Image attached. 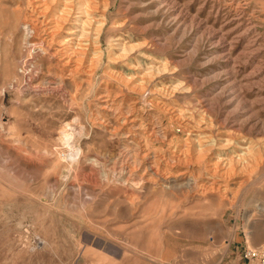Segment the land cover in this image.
Masks as SVG:
<instances>
[{
  "label": "rangeland",
  "instance_id": "1",
  "mask_svg": "<svg viewBox=\"0 0 264 264\" xmlns=\"http://www.w3.org/2000/svg\"><path fill=\"white\" fill-rule=\"evenodd\" d=\"M34 2L0 0V264H242L264 246V0L72 1L92 21L77 71L32 45L64 1Z\"/></svg>",
  "mask_w": 264,
  "mask_h": 264
},
{
  "label": "bare ground",
  "instance_id": "2",
  "mask_svg": "<svg viewBox=\"0 0 264 264\" xmlns=\"http://www.w3.org/2000/svg\"><path fill=\"white\" fill-rule=\"evenodd\" d=\"M34 6L39 5V12L42 13L43 15L45 14L47 9H51L52 7L54 8V4H56V0H50L49 3H47V1L49 0H34ZM64 1V8L61 9V11H59V13L52 15V17H50L46 22L45 25L43 26V33L41 35L40 41L38 42H33L32 45H40L42 47H44L46 44L48 46L49 49H51V45H57L55 47V49L53 51H55L54 53H61V55L63 56V65L66 66L67 68H70V70L72 71H77L78 69H80L81 67H83L82 69H87V67H90L88 65L85 66V62L88 59V56L91 52V42L89 39V34L91 32V30L89 31L88 29H92V21L90 20V16L87 15L86 11L83 10L81 4H77L76 2L78 0H76L75 2V6L73 8L71 3L72 1L75 0H63ZM39 3V4H38ZM59 3V2H58ZM80 3V1H79ZM87 4V3H86ZM85 7V6H84ZM236 7V6H235ZM36 8V7H35ZM57 9V8H56ZM73 9V10H72ZM58 10V9H57ZM75 11H78L79 13H75ZM82 13L86 14V19L82 20ZM41 14V15H42ZM44 21V20H42ZM73 21V22H71ZM247 22V21H246ZM69 23H72V27L69 28L67 30V36L58 39V37H56V34L58 33V31H60L61 29L65 28V26ZM83 24L82 29L78 28L77 24ZM36 24L38 23H34L32 20H27L25 21V37L27 42L31 41V38L34 37V34L37 32V27ZM90 24V25H89ZM246 25V24H245ZM253 25V24H252ZM90 26V27H88ZM96 29V28H95ZM95 29L93 31H95ZM98 30H101L100 28H97ZM80 31V32H78ZM257 32V31H256ZM254 47V46H253ZM222 52V51H221ZM145 53V52H144ZM59 56V55H58ZM57 57V56H56ZM61 57V56H60ZM91 59V58H90ZM225 59V58H224ZM24 60V59H23ZM90 61V60H89ZM155 69V66H154ZM161 69V68H160ZM36 70V69H35ZM164 70V69H163ZM157 71V70H156ZM161 71V70H160ZM172 71V70H171ZM88 72V70H87ZM158 74V71L156 72ZM28 82V81H27ZM31 83V82H30ZM185 83V82H184ZM228 83V82H227ZM29 84V83H28ZM141 84V83H140ZM136 85V84H134ZM132 85V86H134ZM34 86V85H33ZM60 86V85H59ZM140 87H142L141 85H139ZM39 87V86H38ZM135 87V86H134ZM31 88V87H30ZM34 88H36L34 86ZM43 88V86H42ZM139 88V87H138ZM146 88V87H145ZM157 88V87H156ZM166 88V87H165ZM171 88V87H170ZM65 89V88H64ZM140 89V88H139ZM44 90V89H43ZM138 90V89H137ZM136 90V92H137ZM141 90V89H140ZM146 90V89H145ZM159 90V89H158ZM162 90V89H161ZM166 90V89H165ZM171 90V89H170ZM168 91V90H167ZM140 92V91H139ZM162 92V91H161ZM169 93V92H168ZM174 93V90H173ZM147 94V93H146ZM145 93L143 95H146ZM172 95V93H171ZM145 98V97H144ZM146 100V99H145ZM157 102V101H156ZM146 104V103H145ZM151 104V103H150ZM153 104V103H152ZM164 104V103H163ZM165 105V104H164ZM151 106V105H150ZM167 106V105H166ZM165 107V106H164ZM171 107V106H170ZM175 109V108H174ZM204 115V113H203ZM176 117V116H175ZM75 121V120H74ZM170 121V120H169ZM186 121V120H185ZM172 123V121H171ZM186 123V122H185ZM211 126V125H210ZM80 127V125H79ZM73 129L75 128L74 126H71V123L67 122L65 123V128L63 130H61V134H60V139L63 141V143H67V145L71 146L70 150L68 152H65L63 155L69 160V164L73 165V164H79L80 163V159H81V150L79 148H74L77 144V142H75V138H74V132L76 131H72L69 129ZM78 128V127H77ZM81 128V127H80ZM83 128V127H82ZM78 130V129H77ZM183 130V128H182ZM79 132V131H78ZM77 132V133H78ZM151 133V132H150ZM187 137V136H186ZM189 138V137H188ZM260 138V137H259ZM264 139V137H262V140ZM79 144V143H78ZM64 145V144H63ZM176 145V144H175ZM80 147V145H78ZM213 146V145H211ZM211 146H207L206 148H200L198 151H200L199 154V158H205L207 155H209L207 152L210 150ZM74 148V149H73ZM81 148V147H80ZM188 152L190 150H192L190 147H187ZM185 149V148H184ZM244 149V148H243ZM179 150V149H178ZM194 150V149H193ZM197 150V148H196ZM194 150V151H196ZM182 152V151H181ZM180 152V153H181ZM184 152L187 153V151L184 150ZM193 152V151H192ZM191 152V153H192ZM197 153V152H196ZM174 154V153H173ZM195 154V153H194ZM243 154V153H242ZM242 154H240L238 157H232L230 160H226V164L224 165L223 163V170L224 174H234L235 172H240L241 170L244 169V167L247 166V164L249 163V159L243 161L242 159ZM177 155V154H176ZM178 157V156H177ZM194 157V156H193ZM195 157H197L195 155ZM194 157V159H195ZM64 158V157H63ZM65 158V159H66ZM149 158V157H148ZM167 159V158H166ZM193 159V160H194ZM211 159V157H210ZM185 160V159H184ZM209 160V159H208ZM220 160V159H219ZM261 161V160H260ZM262 162V161H261ZM167 164V163H166ZM209 169L213 172V175L216 174L218 172V170L220 169L219 166V161L217 160L216 162L214 161L213 164L211 165V163L209 164ZM93 166V165H92ZM92 168V167H91ZM191 169V168H190ZM194 170V169H193ZM160 171V170H159ZM192 172V171H191ZM166 173V172H165ZM244 173V172H243ZM89 174V173H88ZM164 176V175H162ZM167 176V175H166ZM225 176V175H224ZM229 179V177H228ZM238 180V179H237ZM200 182V181H199ZM196 184V183H195ZM240 184V183H239ZM197 185V184H196ZM195 185V186H196ZM216 186V185H215ZM235 186V185H234ZM212 187V186H211ZM210 187V189H211ZM197 189V188H196ZM222 189V188H221ZM229 197V196H228Z\"/></svg>",
  "mask_w": 264,
  "mask_h": 264
},
{
  "label": "built area",
  "instance_id": "3",
  "mask_svg": "<svg viewBox=\"0 0 264 264\" xmlns=\"http://www.w3.org/2000/svg\"><path fill=\"white\" fill-rule=\"evenodd\" d=\"M246 264H264V246L248 247L243 251Z\"/></svg>",
  "mask_w": 264,
  "mask_h": 264
},
{
  "label": "crops",
  "instance_id": "4",
  "mask_svg": "<svg viewBox=\"0 0 264 264\" xmlns=\"http://www.w3.org/2000/svg\"><path fill=\"white\" fill-rule=\"evenodd\" d=\"M243 254V253H242ZM237 258L240 260L239 262H243L242 264H246V260L243 258V256L241 255V252L239 254H237Z\"/></svg>",
  "mask_w": 264,
  "mask_h": 264
}]
</instances>
